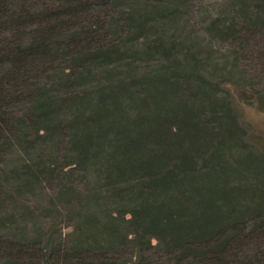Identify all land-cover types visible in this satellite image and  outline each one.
I'll return each mask as SVG.
<instances>
[{
  "label": "trees",
  "instance_id": "trees-1",
  "mask_svg": "<svg viewBox=\"0 0 264 264\" xmlns=\"http://www.w3.org/2000/svg\"><path fill=\"white\" fill-rule=\"evenodd\" d=\"M198 5L0 0V264H264V142L229 88L264 91L185 22L235 65L264 0Z\"/></svg>",
  "mask_w": 264,
  "mask_h": 264
},
{
  "label": "rangeland",
  "instance_id": "rangeland-1",
  "mask_svg": "<svg viewBox=\"0 0 264 264\" xmlns=\"http://www.w3.org/2000/svg\"><path fill=\"white\" fill-rule=\"evenodd\" d=\"M229 0H196L198 6H201L203 10L206 11L208 15L206 16H216L221 14L225 6L228 4ZM202 15H204L202 13ZM205 16V15H204ZM207 17H204V19ZM199 18V13L197 10L189 11V15L186 17V29H191L190 27H195L194 34L195 40L190 44L196 53L202 56L205 61L211 64L220 65L223 61L224 72H233L236 75L224 76L219 75L212 77L215 79L224 78L232 82H242L250 88H255L260 91H264V35L254 34L248 39L249 44L240 50L241 54L237 57V62L233 65L227 57L233 46L230 44H220L211 43L210 40L202 33V26L200 30V22L204 20ZM236 49V47H235ZM155 65L149 67H144L145 71L149 72L154 70ZM232 70V71H231ZM238 72H243V77L238 78ZM228 88V87H227ZM231 99L239 115L241 123L248 128V131L252 136L258 137L264 142V111L258 109L257 105L249 104L245 105L244 100L247 98L240 97L237 95L236 91L232 88ZM254 103V101H253Z\"/></svg>",
  "mask_w": 264,
  "mask_h": 264
}]
</instances>
